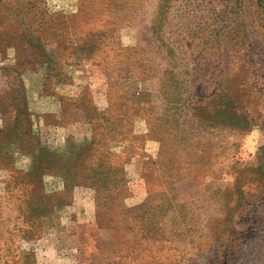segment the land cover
Returning <instances> with one entry per match:
<instances>
[{
    "label": "rangeland",
    "instance_id": "rangeland-1",
    "mask_svg": "<svg viewBox=\"0 0 264 264\" xmlns=\"http://www.w3.org/2000/svg\"><path fill=\"white\" fill-rule=\"evenodd\" d=\"M0 264H264V0H0Z\"/></svg>",
    "mask_w": 264,
    "mask_h": 264
},
{
    "label": "trees",
    "instance_id": "trees-1",
    "mask_svg": "<svg viewBox=\"0 0 264 264\" xmlns=\"http://www.w3.org/2000/svg\"><path fill=\"white\" fill-rule=\"evenodd\" d=\"M107 155H110L108 158H110L109 160H107L106 162H104L103 158H100L99 156H97L96 154L92 153L91 155L89 154L85 160H81V161H74V165L79 166L80 168H82L83 171H89L88 175H90L91 178H95L97 180H101L100 178H96L95 175L100 174L101 176H104L105 179L109 178L111 176H115V170H117V161L115 160L116 156L115 154H109V153H105ZM84 163H87V166H84ZM103 163H105V165L103 166L104 168H102L100 165H102ZM120 163V162H119ZM83 165V166H81ZM104 169V170H101ZM76 177H80L78 172L76 173ZM75 185H80L81 182L79 181H75L74 182ZM82 185H89L91 187H93L95 190H99L100 189V184L97 181L92 180L90 183L86 184H82Z\"/></svg>",
    "mask_w": 264,
    "mask_h": 264
}]
</instances>
